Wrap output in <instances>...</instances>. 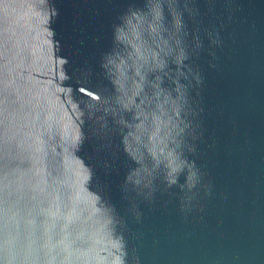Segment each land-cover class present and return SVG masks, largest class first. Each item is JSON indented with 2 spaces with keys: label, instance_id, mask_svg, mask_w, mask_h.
<instances>
[{
  "label": "water",
  "instance_id": "obj_1",
  "mask_svg": "<svg viewBox=\"0 0 264 264\" xmlns=\"http://www.w3.org/2000/svg\"><path fill=\"white\" fill-rule=\"evenodd\" d=\"M0 264H264V0H0Z\"/></svg>",
  "mask_w": 264,
  "mask_h": 264
},
{
  "label": "snow or ice",
  "instance_id": "obj_2",
  "mask_svg": "<svg viewBox=\"0 0 264 264\" xmlns=\"http://www.w3.org/2000/svg\"><path fill=\"white\" fill-rule=\"evenodd\" d=\"M81 91H82V92H85L86 94H90V93L88 92V90L85 89V88H81Z\"/></svg>",
  "mask_w": 264,
  "mask_h": 264
}]
</instances>
